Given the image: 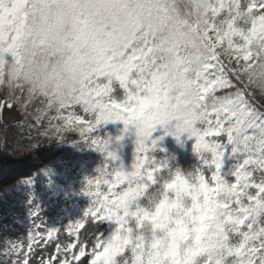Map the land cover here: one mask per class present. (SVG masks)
<instances>
[{
    "label": "snow or ice",
    "instance_id": "obj_1",
    "mask_svg": "<svg viewBox=\"0 0 264 264\" xmlns=\"http://www.w3.org/2000/svg\"><path fill=\"white\" fill-rule=\"evenodd\" d=\"M50 2L62 7L66 13L62 19L71 20L77 30L87 31L90 27L98 26L97 21H100L107 31H111L113 26L121 24L122 17L127 18L129 25L135 24L138 20L137 11L130 7L133 0H50ZM32 3L33 0H0V56L5 53L15 55V46L27 38L25 22L28 16L27 9ZM163 3L166 11L188 21L206 53L195 73L196 93L192 108L175 114L176 118L182 121L181 126L175 133H169L165 129V134H171L179 139L186 132L189 138H194V151L201 154V160L205 165L210 168L214 166L211 175L214 186L210 185L200 172L202 187L210 199L222 191H227L230 195L226 202L217 203L225 209H235L236 215L229 214L226 220L235 223L237 231L222 237L221 256L215 259L213 264H264V223H260L261 217L264 216V182L262 180L259 183L254 182L252 171L248 168L249 165H256L264 169V140L257 139L264 135V114L258 113L248 104L242 90L223 97L215 94L217 90L233 87L232 81L228 78L229 69L221 59L222 56H226L230 62L233 57L235 63L245 62L236 74L239 75L240 71H243L251 83L253 69L264 61V55L261 54V48L264 47V0H250L246 7H242L240 0H163ZM5 5L20 7L6 8ZM241 11H246L252 17L247 27L237 26ZM14 12L19 18H14ZM221 12L226 13L222 19L224 21L222 32L217 30L214 22ZM106 21H111V24ZM234 38H238L239 42ZM154 43L153 35L146 32L142 48L137 50L129 47L124 51L125 62L109 58V71L93 75L90 80L85 81L73 101L54 103L47 94L28 88L29 95L36 94L47 98V106L57 107V110L72 104H82L83 110L94 114L95 119L88 122L86 129L83 127L80 129L81 134L85 131L93 132L109 121H122L127 131L135 122L133 115L135 105L130 107L123 100L118 102L112 99L109 96L110 85L115 79L125 91L129 75L135 70L136 65L141 59L154 56ZM114 64L121 66L113 71L111 69ZM101 78L108 83L102 84ZM4 82L5 76L0 79V84ZM9 86L24 87L20 82ZM213 116L214 119H211ZM62 119H66L68 124L75 122L84 124L79 116L69 115ZM165 119L168 117L133 127L136 135L137 162L132 165L131 171H125L123 164H120L115 171V178L104 180V183L109 185V194L100 193L97 181L93 207L88 209L86 215L94 219L114 221L118 227L109 238H101L96 242L91 264H114V257L123 251L117 242L120 241L121 230L125 227L126 210L142 188L149 190L156 183L154 172L165 166V162H161L159 166L152 162L151 170H146L139 156L140 153L147 152L149 145L156 147L158 141L163 139L154 138L153 133ZM201 121L207 125L206 128L197 127ZM59 131L60 129H57V132ZM221 133H226L231 153L233 157L239 159L238 165L231 173L235 177V183L227 182L221 172L223 149L226 146L215 142L209 143L206 140V137L219 136ZM90 145L95 146L99 152H106L109 163L118 160L117 153L109 150V140L91 139ZM203 151L212 154L210 161L203 157ZM104 175L110 174L104 172ZM137 177L143 178V185L135 183ZM31 183V179L25 180V185ZM88 183L91 184L92 181L89 180ZM120 184H126V187L114 191ZM253 188L256 190L254 194L249 191ZM232 237L235 238V242ZM70 247L74 248L75 244ZM84 256L85 251L81 248L76 259Z\"/></svg>",
    "mask_w": 264,
    "mask_h": 264
},
{
    "label": "clouds",
    "instance_id": "obj_2",
    "mask_svg": "<svg viewBox=\"0 0 264 264\" xmlns=\"http://www.w3.org/2000/svg\"><path fill=\"white\" fill-rule=\"evenodd\" d=\"M130 7L138 14L135 24L129 25L122 17L111 31L100 21L85 31L62 19L66 13L60 5L33 0L27 9V38L15 46V55L0 56V79L7 75L9 85L20 82L47 94L54 103H67L75 99L85 81L109 71V58L125 62L126 49L142 48L148 32L155 40L154 56L141 59L130 73L123 101L135 105L132 127L168 117L158 126L175 133L182 123L175 114L193 106L195 73L206 53L188 21L166 11L163 0H133ZM13 16L19 18L15 12ZM238 20L247 25L252 17L241 11ZM214 22L222 32L224 21ZM120 66L114 64L111 70ZM253 73L252 83L264 89V61ZM202 125L198 122L197 127ZM257 139L264 140V135ZM135 183L143 185V178L137 177ZM229 199L227 191L210 199L199 174L180 168L170 171L154 190L142 188L126 210L125 227L117 242L122 252L129 253L123 264H213L221 256L222 237L237 231L235 223L226 220L229 214L236 215L235 209L217 203Z\"/></svg>",
    "mask_w": 264,
    "mask_h": 264
},
{
    "label": "rangeland",
    "instance_id": "obj_3",
    "mask_svg": "<svg viewBox=\"0 0 264 264\" xmlns=\"http://www.w3.org/2000/svg\"><path fill=\"white\" fill-rule=\"evenodd\" d=\"M242 7H246L250 0H240ZM226 16L225 12H221L216 19L222 20ZM237 26L247 27L242 21H237ZM239 42L238 38H234ZM234 57L230 62L229 59H225L224 62L231 70H240V63L234 62ZM102 84L108 83L104 78L100 81ZM111 91L109 96L118 102L122 101L125 96V91L120 85L119 81L113 80L110 85ZM12 94V93H11ZM0 98V122L6 126L16 125L17 128L9 132L10 141H15L17 145L21 143L32 142V146L35 151H57V154L53 159L44 167L36 171L31 179L30 185L19 183L0 191V264H91L93 259V251L96 242L104 238L106 229L103 226L102 221H90L88 216L81 218L82 227L74 229L72 236L63 232L60 226H56L54 230H51V224L55 221L54 214L58 212L61 206H69V198L62 191V187L56 185L53 180L62 179L65 182L77 180L81 177L82 171L85 169V165H78L72 162L68 157L73 150L68 151L67 148L77 146L79 144H87L91 139L98 138L103 141L105 134V126L101 125L93 132L85 131L84 134L79 132L75 137H70L66 134H62L54 142H44L40 137L36 136V132H33L29 128H25L21 123L23 118L24 103L13 94ZM65 110H69L73 113L72 116H79L84 124L92 121L94 114L87 113L83 110L82 104L69 105ZM70 114V113H69ZM69 116V115H68ZM65 115H51L48 119L50 126H54L57 129H64L66 126H75L79 122L68 124ZM214 119V116L212 117ZM18 123V124H17ZM40 121L37 122V125ZM6 126L3 128L6 129ZM36 126V125H34ZM115 131L112 136L116 151L121 154L122 160L132 158L130 153L136 149V135L132 126H129L125 131L124 125H115ZM207 125L203 124L201 128H206ZM165 134L163 127L158 126L153 133L155 137H161ZM167 136V135H166ZM169 141H158L156 147L148 148L144 155L143 168L151 170L152 162H155L157 166L161 162H165V166L160 168L159 171L154 172L156 183L153 184L149 191L154 190L159 184H162L165 179L168 178L169 172H175L177 168H180L183 172L200 173L205 176L206 181L214 186V182L211 181L212 170L205 165L201 160V154L194 151L195 139L189 138L188 134H183L177 139L173 135L168 136ZM210 140H215L221 145H225L224 154L230 153L228 160L231 162H239L237 157H233L231 153V145L228 144L227 135L221 133L219 136L206 137ZM174 144L173 151L161 148V144ZM178 144H182L181 147ZM167 146V145H166ZM66 148V150L60 151V149ZM80 148V147H79ZM78 152H84L78 149ZM203 157L207 160H211L210 152L203 151ZM20 161L18 158L13 161H5L1 163L2 170H8L14 163ZM106 165V164H105ZM99 165L106 171L111 172L112 166L107 164ZM125 171H131L132 165L124 166ZM252 171V180L261 181L264 179V169L258 168L256 165L250 166ZM253 191L256 190L253 188ZM26 218L31 227L32 240L27 242L26 239L21 240L19 233L22 230L21 220ZM15 237L13 243L8 242L9 238ZM233 242H235V238ZM75 244L74 248L70 246ZM83 248L85 256L79 260L76 257L79 255L80 249ZM127 250L119 254L115 261L117 264H123V261L128 257Z\"/></svg>",
    "mask_w": 264,
    "mask_h": 264
},
{
    "label": "trees",
    "instance_id": "obj_4",
    "mask_svg": "<svg viewBox=\"0 0 264 264\" xmlns=\"http://www.w3.org/2000/svg\"><path fill=\"white\" fill-rule=\"evenodd\" d=\"M222 60L227 59L226 56L221 57ZM224 62V61H223ZM229 69V67L226 65ZM237 71H232L229 69L228 78L232 81L233 87L229 89L217 90L216 95L223 97L228 94H234L236 91L242 90L245 99L248 101V104L258 113L264 114V89L257 87L255 84L251 83L247 77L240 71V74H236ZM12 93V94H11ZM16 94L24 103V111L23 118L21 119L20 125L25 128H29L33 132H36V136L40 137L44 142L56 141L58 137L62 134H66L70 137H75L80 131V129L87 128V124L77 123L75 126H66L61 131L57 132V128L54 126H50L49 117L51 115L59 116V115H73L69 110L59 109L57 107L49 108L47 98L40 95H29L28 88L24 86L20 87H10L8 84V77L5 75V82L0 84V98H6L8 96ZM70 113V114H69ZM212 119V117H210ZM95 116L92 117V121H94ZM40 121V124L37 125V122ZM18 124V123H17ZM36 125V126H34ZM115 125H124L122 121H109L105 126V134L103 140H109V150L115 151L118 156V160L113 162H108L107 153L99 152L96 150L95 146L90 145V141L87 144H79L77 146H70L68 151L73 150V152L68 155L72 162L77 164L84 163L87 165V169L83 171L81 178L68 182H63L62 180H54V182L58 185L62 186V190L68 197H75L77 200H71L70 206H61L58 211V215L60 217H56V220L51 224V230H54L56 226H60L63 232L67 235L72 236L74 234V229L78 228L81 224V217L87 213L88 209L93 207V201L95 200L94 193L97 191V181H99V191L102 194H109L108 189L109 185L104 183L105 179L113 180L115 178V171L117 170V166L123 164V166L133 165L137 162V153L136 149L132 154V158L122 160L121 154H119L114 148L115 145L112 141V136L114 134ZM6 126L5 124L0 122V191L19 185V183H24L25 179L31 177L38 169L46 166L53 157L57 154V151H46V152H38L32 146V142L21 143V145H17L15 141H10L9 132L13 131V129L17 128L16 125L6 126V129L3 128ZM163 139H160V142L169 141L168 137L171 134L162 133ZM167 135V136H166ZM206 140L211 143L215 142V140H210L206 138ZM168 148L171 150L174 149L172 143L166 144ZM164 143L163 147H167ZM182 144H178L181 147ZM151 145L148 146L150 148ZM78 149L83 150L84 152H78ZM66 148L60 149V151H65ZM224 151V149H223ZM146 153V152H145ZM145 153H140L139 156L143 162V157ZM211 158L212 154L210 153ZM230 153L224 154L223 164H222V175L224 179L229 183H235V177L231 174L235 167L239 162H231L228 160V156ZM17 161L14 165L8 170H2L1 163L5 161H13L16 159ZM110 164L112 166V171L108 172L104 168L98 167V165ZM249 168V166H248ZM250 169V168H249ZM212 172L214 171V166L211 167ZM104 172L109 173L110 175L105 176ZM91 180L92 183L89 184L88 181ZM254 182L259 183L260 181ZM126 187V184L118 185L114 191H120ZM253 194L255 193L253 189H249ZM93 193V194H90ZM79 200H83L84 204H81ZM245 203L247 201L245 200ZM89 216V215H88ZM90 217V216H89ZM91 221H102L103 226L106 229V233L104 238L107 239L111 235H113L117 229V225L114 221L100 220L94 219L90 217ZM22 230L19 233V237L21 240L26 239L27 242L32 240L31 227L26 218H22L21 220ZM15 237L9 238L8 242L13 243ZM122 253V252H121ZM120 253V254H121ZM119 255V254H118ZM117 255V256H118ZM116 256V257H117ZM114 257V259L116 258Z\"/></svg>",
    "mask_w": 264,
    "mask_h": 264
}]
</instances>
